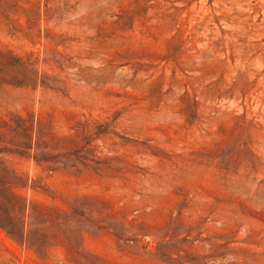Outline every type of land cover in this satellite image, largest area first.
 Here are the masks:
<instances>
[{
  "label": "rangeland",
  "instance_id": "obj_1",
  "mask_svg": "<svg viewBox=\"0 0 264 264\" xmlns=\"http://www.w3.org/2000/svg\"><path fill=\"white\" fill-rule=\"evenodd\" d=\"M0 264H264V0H0Z\"/></svg>",
  "mask_w": 264,
  "mask_h": 264
}]
</instances>
